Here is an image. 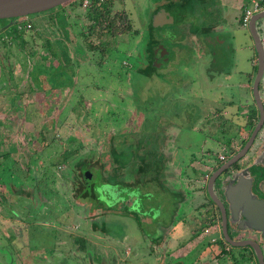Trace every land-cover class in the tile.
<instances>
[{
    "label": "rangeland",
    "instance_id": "rangeland-1",
    "mask_svg": "<svg viewBox=\"0 0 264 264\" xmlns=\"http://www.w3.org/2000/svg\"><path fill=\"white\" fill-rule=\"evenodd\" d=\"M199 1L187 0L179 22L153 26L155 8L184 0H112V11L125 10L138 31L112 39L95 28L102 35V57L83 41L89 20L81 5L56 6L6 27L4 38L11 44H0V184H5L0 185V264H164L176 260V253L180 263L190 264L199 257L214 225L211 214L202 216L205 208L197 209L209 198L199 194L196 179L206 173L203 164L212 165L217 151L225 148L217 141L232 137L234 126L242 122L236 107L241 112L246 107L247 115L254 108L250 89L239 84L249 81L245 72L253 73L255 56L248 28L234 23L225 25L228 33H217L219 43L209 50L207 44L214 43L202 28L206 25L197 19L190 28L188 22L195 17L184 12L199 7L202 18L206 3ZM244 1L252 6L253 0ZM208 19L222 22L220 10ZM25 20L34 28L24 27L21 37L11 38L16 21ZM159 47L163 55L155 65L152 53ZM46 55L50 57L44 60ZM229 108L232 114L225 120ZM99 116L104 128L97 125ZM215 117L224 120L218 126L223 124L225 131L214 127L212 122L219 121ZM109 118L115 124L105 126ZM124 133L125 145L142 140L148 151L159 138L164 168L160 180L150 178L151 172L138 175L151 189L152 195L145 196L134 178L124 179L123 171L116 169L115 174L127 183L119 182L112 191L104 185L108 175L89 167L97 185L103 184L95 193L105 208L111 207L101 214L105 210L94 197H73L71 168L69 161L59 162L61 153L70 151L69 160L93 150L89 156L96 165L104 162L103 171H110L109 149L112 144L121 147ZM49 162H59L57 171L48 166V173L38 177ZM178 191L184 196L180 201ZM84 204L87 208L79 207ZM98 211L96 220L92 214ZM167 228H176L169 234L176 240L169 241L179 246L173 249L174 243L166 248L173 255L157 258L159 251L150 254L147 245L155 244L156 233L167 235ZM196 231L205 233L199 237ZM123 243L138 245V252L133 246L132 254H126L130 250ZM232 250L237 252L236 247ZM236 258L235 264H250Z\"/></svg>",
    "mask_w": 264,
    "mask_h": 264
},
{
    "label": "flooded vegetation",
    "instance_id": "flooded-vegetation-1",
    "mask_svg": "<svg viewBox=\"0 0 264 264\" xmlns=\"http://www.w3.org/2000/svg\"><path fill=\"white\" fill-rule=\"evenodd\" d=\"M161 8L167 9V7H165L164 5H161V7L159 9H161ZM155 9L153 10L154 14L156 12H158V10H159V9H157V10H155ZM214 11H215V9H214ZM261 11H264V9L256 12L255 14H257ZM242 15H243L242 11L240 12L239 10L236 13H234V15H233V21L234 22L233 23L236 24L238 26V28H248L254 14L251 16V18H250V20L246 26H243L241 23ZM18 18L7 19V21L4 24L0 25V44H2V46L7 47L8 43L10 42V40L8 38L7 39L4 38V35H7L4 33L5 30L8 29L6 27H10L12 22L15 19L17 20ZM20 18H24V17H20ZM0 20H3V19H0ZM151 21H152V19H151ZM225 25H226L225 22H219V21L216 22V24L214 25V28L217 32L213 31V34L211 35V38L213 39L212 44L214 43V45H211V43H208L207 45L209 47V50L210 49L214 50L215 47H217V44L219 43L216 39V38H219V35L217 33H226L227 27ZM256 30H257V33L259 34L261 41L264 45V29L261 26V19L256 20ZM2 33H4V34H2ZM160 35H161V37H163L164 33H161ZM252 41H253V39H252ZM162 51L160 50L154 54L152 53L153 61H154L156 54H158L159 57H162V55H163ZM254 51H255V56L252 59V61H253V69H252L253 73L250 72L251 74L247 76V78L249 79V81L246 82L247 84L246 83L239 84L243 87H247L250 89L251 101H252V105L254 107L253 109H251L252 113L250 112L247 115L246 113L248 111H247L246 107H244V106L242 108L243 112H241L240 109L238 107H236V109L239 110V112L238 113L234 112V113L237 114L236 115L237 118L242 119V122L234 126L235 134L232 135V137L227 138L225 141H223V140L217 141V143L221 147H225V148H221L220 152L217 151L218 154L215 156V160H213L212 165L203 164L202 170H205L206 173L201 178L196 179L199 181V183H201V184L204 183L205 187H206V188L204 187L205 188L204 190L200 189L199 194H201V195L206 194L209 198V201L207 200L208 203L203 207H198L199 204L201 203V202H199L197 204V209L198 208H201V209L205 208L204 212L207 214L202 215L203 217H206V216L208 217L209 214H211L209 216V218L212 219L214 227L210 229L209 233H207L211 236V238L206 241L205 245L203 246V250L202 251L200 250L201 252L199 254V257L196 259L192 258V260H191L192 262L190 264H235L234 259L236 260L237 259L236 257L246 258L250 262V264H264V238H263L264 235H263V232L261 230L255 229L253 227H249V226H247V224L240 227V224L242 223L241 220L244 218L241 215L242 209H239L237 211V218L235 220H232L233 219L232 208H231L232 204L229 201V198L227 197V193L232 194V187L238 181V179L242 177V175L245 172L246 174H244V176L246 177V179H248L247 181L249 183V187H250V191H251L252 195L257 199L262 200L264 203V70L262 73V77L260 78V80L257 84L258 93H257V96H255V94H254V80H255V77L257 74V69H258V61H257L258 56H257V52H256L255 48H254ZM240 107H242V105H240ZM260 109L263 112L262 124H259L258 131L256 132L253 141L250 142V145L248 146V149L246 150V152L242 156L234 159V157L239 153V151H241V149L246 145L253 129L258 125L259 120H260ZM230 112H231V108H229L226 111V113H225L226 115L224 116L225 120L227 118L228 113L232 114ZM214 119H219V121L217 123H216V121L212 122V124H215L214 125L215 128L219 127L218 125H220L222 122H224V120H221V118H218V117L217 118L215 117ZM219 130L225 131V126H223V124H222L219 127ZM140 139H141V136H140ZM158 141H159V138H156V146L158 145ZM138 144H139V141L137 142V145ZM137 145H135V146L132 145V149H134ZM141 149L143 150L142 145L140 146V151H141ZM90 151H91V153L93 152V150H90ZM84 155H88V154H84ZM89 157L90 156H87V158H89ZM92 159L93 158L91 157V159L89 161L87 160L88 163L86 164V166L88 168L89 167L98 168L101 170V172L103 174H108V171H103V169H102V167L104 166V162H101V165H102V167H101L99 165H96V163ZM231 159H234V160L232 161ZM162 163L164 164V162H162ZM221 167H223V169L219 173H217L215 178H214L213 190H214L215 198L217 199L218 203H221V206L224 208V212H225V215L227 218L225 221V225H226L227 235L229 237L228 240L226 239V237L223 234V228H222L223 220L221 217L222 216L221 208H220L219 204L217 202H215L209 196V194L207 192V183H208L209 177L217 169H219ZM90 172H93V171H92V169L89 168L88 170H83V172H81V173L80 172L76 173L77 177L80 180H82V183L77 181L76 183L73 184L74 186H72V182L71 181L69 182V185L71 184V186H72V187L70 186L71 187V193L74 194L73 197L76 196V200L80 199V198H92L93 195L95 194V191L97 188L96 187L94 188V186L96 185V184H94V182L96 181V179L92 180V177H95V176H94V174L91 175ZM85 173H86V176H85ZM139 174L140 173L137 172V174H135V177H132V178L135 179L134 182L137 185L141 186V183H147L148 181L143 179V178L141 179L140 177H138ZM105 182H108V181H105ZM87 188L91 189L90 193L86 190ZM210 201H211V203H210ZM101 206H103V204H101ZM79 207H86L87 208V206L85 204L83 206H79ZM102 208L105 211H104V213H101V214H105L107 212L106 208L110 209L111 207L105 208L103 206ZM99 212L100 211L93 212V214H92V216L96 220H99L98 214H96ZM171 229L172 228H167V231H166L167 235H165L164 237L161 233H156L154 235L155 244L153 246L151 244L147 245V247L152 250V252L150 254L154 253V250H156V251H159L158 254L154 253L155 257H157V258H161L162 256L169 257V256L173 255V254L167 253V250H166V248H168L169 246L171 247V245H174V243H175L174 241H169V238H171V239L175 238L174 236L169 237V234L172 235L174 232H177L176 228H175L174 232ZM196 232H198L199 237H200V234L203 235L205 233V231H200V233H199V231H196ZM174 240H176V239H174ZM231 242H244L245 244H243L241 246H235ZM178 243L179 242L177 241L175 243V245L173 246L174 248L173 247L172 248L176 249V247L179 246ZM192 244H193V247H192V249H193L195 245H194V243H192ZM124 246H125V248L128 247V249L130 250L129 252L125 251V253L128 255H131L132 254L131 249L135 245L133 244V246H130V245L124 244ZM139 247L141 248L142 246L139 245ZM232 247H236L237 252L233 251ZM136 249H138V245L135 246V252H138V251H136ZM163 249H165V253H164L165 255L162 254ZM179 249H181V247H179ZM192 249L191 248L186 249L185 255H187L186 253H190L189 251ZM198 253H199V249H198ZM179 255L180 254L176 253L175 255H173V257H176V260H174L170 263L165 262L164 264H182L178 261ZM220 260L223 262H221ZM159 264H162V262H159Z\"/></svg>",
    "mask_w": 264,
    "mask_h": 264
},
{
    "label": "trees",
    "instance_id": "trees-1",
    "mask_svg": "<svg viewBox=\"0 0 264 264\" xmlns=\"http://www.w3.org/2000/svg\"><path fill=\"white\" fill-rule=\"evenodd\" d=\"M83 0H72L66 4L69 5H81L82 6ZM59 6H63V5H59ZM64 7V6H63ZM112 0H89V3L87 5V7L84 9V13L87 15V18L89 20V25L86 28V31L84 33L83 36V41L85 43V41H87L86 44V48L89 49L90 51H92L93 53H100L101 57L102 55H105V53L102 52L101 50V43L99 41L98 38H100V36H102L100 33H105L109 34L110 37L113 38H118L119 35L121 34H126L128 33H136L138 30L133 28V25L131 24V20L129 18V14L125 11V10H119V11H112ZM161 6L157 7L155 10L159 9ZM168 10H171L174 14L176 13V17L174 16V23L179 22L181 17L179 14V10L182 9V6L180 4H174L172 7H167ZM100 27L101 32L98 33L99 35H97L96 33H94L95 28ZM31 28H34L33 25L31 26ZM191 28V25H190ZM12 37H16V36H22V33L24 31L25 28L23 29H18L16 24L14 25V28H12ZM36 31V30H35ZM37 33V31H36ZM97 35V36H95ZM87 36H89L90 39L87 38ZM43 37V34H42ZM45 38V37H44ZM56 38V37H55ZM54 38V39H55ZM50 37H46V41L49 42L50 41ZM45 43V41H44ZM8 44H11L10 42ZM45 48L48 50L50 56L47 57V55L45 56L46 60L47 58H54V51H52V49L44 44ZM51 49V50H50ZM97 55V54H96ZM102 60V58H101ZM51 62V60H49ZM152 63V60L151 62ZM50 66H53L52 64H50ZM112 118H109L105 124V126H110V125H114L111 121ZM97 125L99 127L104 128V126L102 125L103 123V118L101 116H99L97 119ZM126 122V121H125ZM125 122H122L123 124ZM102 125V126H101ZM123 131H125V129H123ZM128 133V132H126ZM122 137H124L122 140V142H120L121 147L118 148V144L117 145H111L110 149H109V156H110V168L111 170L108 171V182L104 183V185H108L110 190L114 191L116 190V186L119 185V182H123V183H127V181H124L122 179H119L118 175H116L115 173H117L115 170H120L121 172L123 171V176L124 179L129 178V177H135V174L140 173V177H144V175H146V173L151 172L153 174H151L152 179L156 178L159 179V174L160 172L163 170L164 166L162 163V155H161V151L159 150L160 146H158V148L155 146L152 150H142L140 151V146L142 145V141L139 140V144L132 149V144L131 143H127L126 145L124 144L126 141V137L127 135L124 133L122 134ZM140 151V152H139ZM69 154L70 151L68 150H64L61 153L62 156V160H60L59 162L62 161H69V164H67L68 166H70L71 168V175H70V181L72 182V186L74 183H76L77 181L82 183V180H80L77 177V172H83V170H88L89 168L86 166V164L88 163V161L91 159V157L87 158L88 155H78L75 153V155H71L70 157H72L71 159L68 160L69 158ZM5 158H10V154L9 152H5V154H3ZM32 156L30 158V160L28 161L29 164H31L32 160H33ZM38 159V157H36ZM88 160V161H87ZM59 162H49V164H43V170L41 173H37L38 177L41 176H45L48 173V166H54L55 172L56 170V165H58ZM36 163V162H34ZM165 164V163H164ZM6 165V164H5ZM101 166V164L99 165ZM102 167V166H101ZM26 169L28 170V173H30V171H32V167L29 165L26 167ZM100 172L101 170L98 169ZM91 175L94 174L92 172H90ZM3 174H5V171L3 172ZM57 176V173H56ZM95 176V174H94ZM9 177H16L13 175H9ZM95 178V177H93ZM92 178V180H93ZM94 184H96L94 186V188L99 187L100 185L103 184H98V180H96L94 182ZM5 185V184H0ZM191 187H193V184H191ZM205 184H200V186L198 187V190L200 191V189H205ZM141 188H142V193L145 192V196H149L152 195V193L150 192L151 189L146 188V184L145 183H141ZM197 189V188H196ZM98 194H94L93 197L96 198L98 197ZM183 194L180 193L179 191L176 193V198H178L180 201L181 199H183ZM181 198V199H180ZM208 203V201H206L205 203L201 202L199 204L198 207H203ZM211 203V201H210ZM104 205V204H103ZM106 206V205H105ZM110 208V207H108ZM83 242V240H82Z\"/></svg>",
    "mask_w": 264,
    "mask_h": 264
},
{
    "label": "water",
    "instance_id": "water-1",
    "mask_svg": "<svg viewBox=\"0 0 264 264\" xmlns=\"http://www.w3.org/2000/svg\"><path fill=\"white\" fill-rule=\"evenodd\" d=\"M72 0H0V19H11V18H20L25 17L29 14L38 13L42 11L49 10L51 8H54L59 5L66 4ZM172 11L168 9L161 8L156 12L152 17V25L153 26H161L167 23H173L174 22V15H172ZM264 18V11H261L257 14H254L251 22L248 26V30L250 32V35L253 39V45L257 52V61H258V69L257 74L254 80V94L257 96L258 90H257V84L262 77V73L264 70V45L261 41V38L256 30V20L263 19ZM162 47H159L155 50V53L157 51H160ZM159 56L156 54L154 59V64L158 63ZM263 112L260 109V120L258 125L253 129L246 145L239 151V153L234 157L238 158L242 156L246 150L248 149V146L250 145V142L253 141L256 132L258 131L259 124H262L263 120ZM234 159H231L232 161ZM223 167L217 169L210 177L207 183V192L209 196L218 203L217 199L215 198L214 190H213V182L214 178L217 173H219ZM244 174H246L244 172ZM242 175L241 178L238 179V181L234 184L232 187V194L227 193V197L229 198V201L231 202V208H232V216L235 220L237 218V211L239 209H242L241 215L244 217L241 221L240 227L247 224L249 227H253L255 229L261 230L264 235V203L262 200H259L255 198L249 187L248 179ZM86 176V173H85ZM100 194L98 197L94 198V201H98L101 204H104L100 200ZM221 211H222V228H223V234L228 240L229 237L227 235L226 230V215L224 212V208L221 206V203H218ZM106 205V204H104ZM264 238V236H263ZM235 246H241L245 244L244 242H231Z\"/></svg>",
    "mask_w": 264,
    "mask_h": 264
},
{
    "label": "crops",
    "instance_id": "crops-1",
    "mask_svg": "<svg viewBox=\"0 0 264 264\" xmlns=\"http://www.w3.org/2000/svg\"><path fill=\"white\" fill-rule=\"evenodd\" d=\"M213 1H215V3H213ZM171 2V1H170ZM201 2H205V6L202 8L203 12H202V18L199 16L201 15V11L198 10L199 7H197V9L195 7L192 8V10L194 12L188 13L187 11H184L185 13L189 14V15H193L192 17H195V20H189L188 24L193 25L196 24V21L198 19V22L200 24L206 25L203 28V30L208 33L209 35L207 36H211L214 32H217L214 28V25L216 24L217 20H209L208 17L211 15H214L215 11L217 8L220 10V14H221V18H222V22H225V24H233V15L234 13H236L238 10L241 12H243L244 7H247L246 4H244V0H200L198 3ZM178 4H180L182 6V11L187 7V0H184V2H178ZM195 9V10H194ZM201 9V8H200ZM234 11V12H233ZM219 14V13H218ZM186 20V21H188ZM227 28L228 25L226 26ZM229 30L226 29V33H228ZM251 66L253 67V61H251ZM248 75H250L249 71L245 72ZM247 84V83H246ZM176 226V225H174ZM172 226V227H174ZM179 228V227H178Z\"/></svg>",
    "mask_w": 264,
    "mask_h": 264
},
{
    "label": "built area",
    "instance_id": "built-area-1",
    "mask_svg": "<svg viewBox=\"0 0 264 264\" xmlns=\"http://www.w3.org/2000/svg\"><path fill=\"white\" fill-rule=\"evenodd\" d=\"M89 3V0H83L82 7L86 8ZM264 9V0H253L251 7H244L242 12V18L241 23L243 26H246L253 14L256 12ZM16 26L18 29H23L26 27V29L31 28L32 23L29 20L25 21H17Z\"/></svg>",
    "mask_w": 264,
    "mask_h": 264
}]
</instances>
